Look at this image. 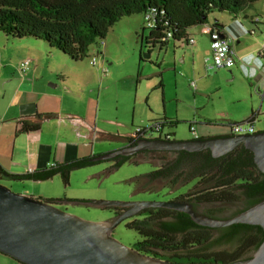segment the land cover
<instances>
[{"label": "rangeland", "instance_id": "obj_1", "mask_svg": "<svg viewBox=\"0 0 264 264\" xmlns=\"http://www.w3.org/2000/svg\"><path fill=\"white\" fill-rule=\"evenodd\" d=\"M261 1L263 2L260 0V3ZM248 9H244L236 18L229 13L216 12L209 17V21L217 20L225 25L235 19L238 20ZM144 28L147 27L142 15L122 18L109 30L105 39L98 40L89 48L87 58L76 63L55 50L45 48L44 42L7 38L0 32V37L9 43L4 58L0 61V67L6 68L3 69V73L13 74L15 79L4 83L5 79L0 76V111L2 110L3 113L6 109V105L2 104L4 87L5 90L8 89L9 94L14 95L19 92V97H33L29 96L30 92L38 95L48 92L50 96L56 98L64 110L95 126L98 132L113 135L131 134L135 127L145 126L164 117L165 114L168 118L178 121L176 128L166 127V130L174 131L172 140L176 138L180 141L192 140L188 126L194 118L201 122L213 121L212 123L218 126L209 127L212 134L226 136L230 132L229 127L224 126L226 121L222 119L226 113L236 111L242 117L250 114L251 110L253 112L261 110L264 113V100L261 101L258 94L259 89L264 87V61L258 57V53L246 58L239 66V71L206 72L204 59L208 55H205L203 50L195 51L198 54L195 62L188 54L191 52V47L182 48L179 43L173 41H170L166 47L155 46L149 50L145 40L149 31ZM201 29V26L189 29L190 37L198 39L196 34ZM255 31V35L247 33L248 40L242 42V49L252 50L264 44V37L255 40L257 36H263L264 31L260 30V26ZM26 41L36 44L29 46ZM20 47L22 50H19ZM236 47L235 44V49ZM25 49L36 53V56L23 58L26 54ZM148 54L150 57L146 59L144 56ZM92 58L97 61L95 67L90 64ZM26 59L31 61V67L39 66L35 73L34 90L20 87L21 80L15 70L17 65ZM102 67L106 69L105 75L101 74ZM154 73L160 75L150 76ZM148 76L150 77L142 78ZM160 83L163 85L162 90L158 88ZM191 83L196 86L195 92L191 89ZM261 116L260 119L264 118V115ZM42 127V142L63 138L59 139L62 140L58 146L59 156L65 153V148L77 149V157L73 159L71 155L68 157L71 161L80 156L81 147L90 151L93 144L112 148L118 146V143L101 142L96 136L88 140L84 138L85 143H83L80 141L83 138L77 137L75 130L87 136L90 132L83 125H76L73 122L50 120L42 123ZM257 127L264 129V123L260 122ZM25 137L27 136L19 135L16 139V146L23 150L24 155L29 147L24 141ZM83 144L85 145L82 146ZM68 152L71 154L70 151ZM110 168L111 163H101L75 170L70 175L68 186H64L59 177L42 182L39 185H43L44 192L50 197L40 198L52 197L70 201L69 204L57 207L92 223L109 222L113 220V215L106 210L87 208L79 202L162 200L161 196L165 192L158 195L141 193L136 191L135 185L129 183L131 179L154 170V166L150 163L138 161L137 164L126 163L113 171H110ZM0 182V185H5V188L15 194L19 192L16 186L22 184ZM10 183L15 187H6L9 186L6 184ZM238 208L239 206H236L232 210ZM125 225V221L120 223L111 235L125 247L132 248L139 237L134 230L127 229ZM229 248L231 246L213 244L208 251L218 252Z\"/></svg>", "mask_w": 264, "mask_h": 264}, {"label": "trees", "instance_id": "obj_2", "mask_svg": "<svg viewBox=\"0 0 264 264\" xmlns=\"http://www.w3.org/2000/svg\"><path fill=\"white\" fill-rule=\"evenodd\" d=\"M258 1L0 0V32L7 38L44 42L45 48L55 50L76 63L87 58L89 48L98 40L105 39L109 30L122 18L142 15L143 18L149 16L152 19L153 27L144 28L149 31L145 40L151 50L155 46L166 47L170 41L179 44L186 41L190 37L189 29L196 26L210 25L213 30L224 35L223 25L217 20L210 22L209 17L217 12L229 13L236 18L240 12ZM158 88L162 90V83ZM36 118L39 116L20 119L17 122L18 132H39L41 125L34 123ZM160 121L170 129L178 125L176 119L164 117ZM132 136L126 139L119 134H105L101 138L116 142L126 139L130 145H135L137 140H141H134ZM172 136L174 133L170 134L171 140ZM148 154L159 159V163L153 158L139 159L150 163L154 170L131 179L129 183L135 185L137 192L178 189L193 182L190 192L203 203L234 202L245 198L249 206H252L264 199V174L257 169L252 152L243 145L216 159L209 150L192 153L144 151L134 157L119 156L106 162H95L92 160L95 156H89L55 163L54 167L23 175H7L2 171L0 174L17 182H45L59 177L64 186H68L70 175L75 170L111 163L110 171H113L126 163L137 164L138 156ZM30 198L55 206H61L63 201ZM79 203L87 207L86 201ZM100 210L109 211L113 216L122 213V208L115 207ZM168 214L152 213L149 217L127 224L126 228L134 230L139 237L132 249L169 264H232L250 251L256 250L264 238L262 229L256 227L261 232V238L251 245L247 238L252 232L240 229L239 233L242 232L243 235L229 250L209 252L213 244L209 241V232L196 228L190 217L184 213L176 214L174 220H169ZM235 226L246 228L247 225ZM229 240L230 238H227V241ZM220 241L222 238L214 243L220 244Z\"/></svg>", "mask_w": 264, "mask_h": 264}, {"label": "water", "instance_id": "obj_3", "mask_svg": "<svg viewBox=\"0 0 264 264\" xmlns=\"http://www.w3.org/2000/svg\"><path fill=\"white\" fill-rule=\"evenodd\" d=\"M144 57L148 59L150 54ZM158 75L160 73L150 76ZM53 119H58V116L45 115L35 122ZM240 145L252 152L257 169L264 174V131L252 135L212 136L185 141L141 139L133 146H124L92 160L106 162L144 151L192 153L203 150H209L213 158H220ZM86 205L99 210L113 207L128 209L109 222L92 223L50 203L15 194L0 185V254L19 264H169L125 247L111 235L120 223L147 208L184 212L194 223L211 228L241 224L260 227L264 233V199L226 221L201 220L195 216L190 204L177 201H90ZM232 264H264V238L247 258Z\"/></svg>", "mask_w": 264, "mask_h": 264}, {"label": "crops", "instance_id": "obj_4", "mask_svg": "<svg viewBox=\"0 0 264 264\" xmlns=\"http://www.w3.org/2000/svg\"><path fill=\"white\" fill-rule=\"evenodd\" d=\"M254 17L259 18V22L257 24L253 23ZM240 18L238 20L235 19L232 22L226 23L225 25L222 24L223 34L232 37L235 40V44L237 46L235 49L236 58H237L235 65L231 69L223 70L229 73H232L233 70L239 71L238 68L243 63V61L246 60V58L251 57L254 53H259L262 46L264 45V44L261 45V47L257 46L256 48L252 50L241 48L242 42H247L248 40L247 33L250 35H255V32H256L255 29L258 26H260L261 31L262 30L264 31V0L263 2L261 1V3L259 0V2L253 5L252 7H250L247 10V12L244 11L242 15L240 16ZM251 31H254V33L252 34ZM196 35L198 37V39L196 40L194 39L196 42V47L195 48L191 47V52L188 53L190 56H192L191 58H192V61L194 62L197 59V55H198L195 53L196 50H200V49L203 50V53L205 55H209V51H210L209 50V39L202 35L201 30H199ZM262 37H264V35L261 37L257 36L255 40L260 39ZM2 38L3 37H0V40H3L1 41L2 43L0 42V61H2V59L4 58L5 50L6 48H8V44H9L6 39H2ZM26 42L27 44H29V46H33L31 44H36V43H30V41H26ZM19 50H22V48L20 47ZM25 52L26 54L23 56V58H27L29 56H36V53L32 52L31 50L25 49ZM262 60L264 61V59ZM258 64L262 66L261 62L259 61H258ZM37 68H39L38 65L37 66L35 65L34 67H32L31 73L27 76V78L23 82L20 83L21 88L26 87V89H31V90L35 89L36 85L34 84L35 83L34 81L36 80L35 73L37 72L36 71ZM3 69H6V68L0 67V76L2 77V79H5L4 83H6L7 80L14 81L15 79L13 77V74H10V73L4 74ZM14 84L16 83H13V85ZM263 88L264 87L260 88L259 90ZM5 89L6 87H4L2 104L6 105V109L3 113H2V110L0 111V171H2L3 173H6L7 175H23L27 172L29 168H32L34 172L42 171L48 168L51 163L68 162L70 160V158H68L70 155L72 159L74 157H77L76 148L74 150H69V148H65L64 149L65 153L61 154V156L58 155V146L62 143V140H59V139H63L61 137H58V139L55 141H51V142L43 141L42 142V136H43L42 123L48 122V121H44L40 123L41 127H40L39 132L31 133V134L19 133L17 122L22 118L36 117L37 115L39 116V118L45 115H57L58 119H53V120H58L60 122L62 121L73 122L76 125H83L84 127L88 129V131L90 132L88 134L89 136H87L86 134L85 135L81 134L79 130H75L76 136L83 138V139H80V141H82L83 143H85L84 138L88 140L90 137H93V136H96V138L100 140L101 142L118 143V146H116V148L115 147L112 148L111 146L107 147V146H101V145L95 146L93 144L90 151L84 150V147H81V152H79L80 156L78 158L89 157V156L97 157L99 155H103L105 153H109L119 148H122L124 146H127L128 142L126 139L133 134V132L127 135L119 134L126 138L125 140H120L119 142H116L113 140L109 141L108 139H102L101 138L102 135H105L108 133L98 132L96 131L95 126H91L90 124H88L86 121H84L80 117L72 116L71 114H69V112L64 110L61 104H59L56 101V98L50 96L48 92L44 94H39V95L34 94L33 92H30L29 96H33V97H27V96L19 97V92L12 95L7 92L8 89L7 90ZM263 100L264 98L261 101ZM253 115L257 116L258 121L264 123V118L260 119V117H262L261 115H264V113H262L261 110H258L257 112H253V110H251L250 114H246V116L244 117L239 116L236 113V111H231V112L226 113L222 119L223 121H226L224 126L229 127V124L231 123L247 122ZM164 117L168 118V116L165 114H164ZM164 117L154 120V121H160ZM39 118H36V119H39ZM35 120H34V123H36ZM192 122L196 123V133L199 138L212 137L213 134L209 130V127L218 126L216 123H215L216 125H213L212 123L213 121H209V120H203L201 122L197 119L195 120L194 118ZM192 122H189V124ZM199 126H203V127L200 128ZM188 130H189V126H188ZM167 131L170 134L174 133V131L172 130H167ZM19 135L27 136L25 137L24 141L27 144H29V147H27L28 149L27 152H30V154L26 152L24 155L23 150L21 148H18V146H16L17 145L16 139L18 138ZM174 140H177V139L174 138ZM73 144H76V143H73ZM84 145L85 144H83L82 146ZM68 151H70L71 154H69ZM20 152H22V154ZM0 181H4L7 183L8 182L18 183L17 181H14L11 178H9V176H4L2 174H0ZM24 182H28V183H24ZM24 182H20L22 184L20 186H16L17 189H19V192H16V193H18L19 195H23L26 197H34V198L50 197L47 195L46 192H44L43 190L44 187H42L43 185H39L42 182H31V181H24ZM6 185H9V186H6L9 188L15 187V185H12L11 183L6 184ZM42 199H45V198H42ZM47 199L59 200V199L52 198V197L47 198ZM65 204H69V202H67V200L66 201L63 200L61 202V206H64ZM0 264H19V263L10 259L9 257H5L0 254Z\"/></svg>", "mask_w": 264, "mask_h": 264}, {"label": "built area", "instance_id": "obj_5", "mask_svg": "<svg viewBox=\"0 0 264 264\" xmlns=\"http://www.w3.org/2000/svg\"><path fill=\"white\" fill-rule=\"evenodd\" d=\"M147 28L153 27L152 19L147 16L144 18ZM259 22L258 17L253 18V23L257 24ZM202 35H205L209 39V55L204 59L206 72L227 70L233 68L236 63V51H235V40L227 35H222L221 32L215 31L210 25L202 26ZM253 34L254 31H251ZM170 37V35H168ZM182 48L184 47H194L196 42L193 37H189L186 41L180 43ZM258 56L264 59V45L258 53ZM90 64L95 67L97 66V61L95 58L90 60ZM31 61L29 59L21 61L17 67L16 71L19 75L21 82H23L27 76L31 73ZM106 69L102 67L101 74L105 75ZM191 89L195 92L196 86L191 83ZM261 100L264 98V88L258 91ZM260 122L256 115H253L247 122L243 123H231L229 124L230 133L229 135L240 136V135H252L255 134L259 129L257 124ZM189 131L192 136V140H198L199 137L196 133V123L192 122L189 124ZM132 138L143 139V140H153L159 139L163 141H171L170 133L166 130V127L161 121H154L148 123L142 127H135L133 130ZM128 145H130L128 143ZM55 163H51L50 167H54ZM34 172L32 168H29L26 173Z\"/></svg>", "mask_w": 264, "mask_h": 264}, {"label": "flooded vegetation", "instance_id": "obj_6", "mask_svg": "<svg viewBox=\"0 0 264 264\" xmlns=\"http://www.w3.org/2000/svg\"><path fill=\"white\" fill-rule=\"evenodd\" d=\"M263 131H264V129L257 131L255 134L263 132ZM128 146H133V145H128ZM134 156H132V157H134ZM138 157H139L138 160L141 158L144 160H148L150 158H153V157H151V154H148L147 156L143 155V156H138ZM153 159L156 160L157 163H159L158 162L159 159H157V158H153ZM139 161H142V160H139ZM192 185H193V182H190L187 186H183V187L178 188V189L161 190V191H156V192L146 191V192H141V193H149V194L158 195L162 192H165L161 196L162 200H159L160 202L177 201V202L190 204L192 207V211L195 214V216H197L201 220L226 221V220H229V219L237 216L238 214L242 213L243 211H245L246 209H248L250 207L249 202L245 198H241V200L234 201V202H210V203L199 202L197 200V198L195 196H193V194L190 192V187ZM159 201H157V202H159ZM236 206H239V208L237 210H232ZM127 209L128 208H122V213ZM157 210H158V212H157ZM152 213H158L161 215H167V213H169L168 219L174 220V216L176 214H181L184 212L166 210V209H161V208H147V209L142 210L139 214L132 216V217L128 218L127 220H125L126 225L133 222L134 220H140V219H143L145 217H149ZM184 214H186V213H184ZM186 215H188V214H186ZM115 217H117V216H113V219ZM190 220H191V217H190ZM126 225H125V227H126ZM194 225L196 226V228H198L200 230H206L207 232H209V234L211 235L209 241L213 244L219 245V243H214V242L216 240H219L220 238H222V241H220L221 246H223V245L224 246L235 245L237 243V241L239 240V238L243 235L242 232L239 233L240 229L241 230L246 229V230L252 232V233H249V236L247 238L249 244H251V245L256 240H259L261 238V232L258 228H256L257 226L247 225L246 228H240V227H236L235 225H231V226L223 227V228H211L208 226L198 225L196 223H194ZM239 225H241V224H239ZM227 238H230V240L227 241ZM224 250H229V249H224ZM221 251H223V250H221ZM252 252H254V251H250L242 259L247 258L249 256V254H251Z\"/></svg>", "mask_w": 264, "mask_h": 264}]
</instances>
